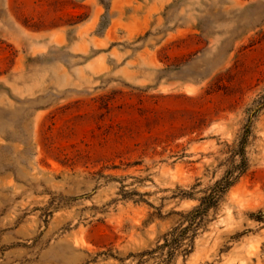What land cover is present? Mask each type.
Returning <instances> with one entry per match:
<instances>
[{
    "label": "rangeland",
    "instance_id": "1",
    "mask_svg": "<svg viewBox=\"0 0 264 264\" xmlns=\"http://www.w3.org/2000/svg\"><path fill=\"white\" fill-rule=\"evenodd\" d=\"M0 264H264V0H0Z\"/></svg>",
    "mask_w": 264,
    "mask_h": 264
},
{
    "label": "trees",
    "instance_id": "2",
    "mask_svg": "<svg viewBox=\"0 0 264 264\" xmlns=\"http://www.w3.org/2000/svg\"><path fill=\"white\" fill-rule=\"evenodd\" d=\"M228 185H230L229 182L226 183L225 187L228 186ZM225 187H223V189H224ZM213 198H214L213 195H209V196H207V197H205V198H202V201L205 202V200H207V199H213ZM210 204H212V203L209 202V203L207 204V207H208Z\"/></svg>",
    "mask_w": 264,
    "mask_h": 264
}]
</instances>
